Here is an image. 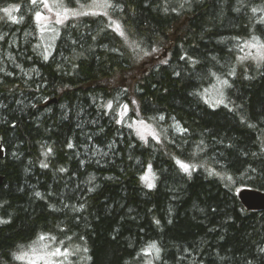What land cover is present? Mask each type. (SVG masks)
Returning <instances> with one entry per match:
<instances>
[{
  "label": "trees",
  "instance_id": "1",
  "mask_svg": "<svg viewBox=\"0 0 264 264\" xmlns=\"http://www.w3.org/2000/svg\"><path fill=\"white\" fill-rule=\"evenodd\" d=\"M56 1L88 14L45 48L31 0H0V264L41 236L70 264H264V210L238 196L264 191V58L231 46L264 45V0Z\"/></svg>",
  "mask_w": 264,
  "mask_h": 264
},
{
  "label": "rangeland",
  "instance_id": "2",
  "mask_svg": "<svg viewBox=\"0 0 264 264\" xmlns=\"http://www.w3.org/2000/svg\"><path fill=\"white\" fill-rule=\"evenodd\" d=\"M49 6L52 8V11H49L48 8L44 7V4L41 0H37L36 4L32 3V7L34 9V27L31 31L24 32V35H27V39L32 37L34 39H40V42L46 43L45 48L50 46L49 43H52L53 36L50 31L53 30L54 27L62 25L66 23L70 18L76 16L73 15L72 12H77L75 10H68L67 17L64 18V10L61 6V3L56 0H48ZM102 4L98 7L92 9L93 13H103L105 9L101 7ZM41 13L43 19L37 20L36 13ZM57 12L60 13V16L57 15ZM57 19H60L62 22L57 23ZM120 25L117 21H112V26L116 29V25ZM120 30L121 26H120ZM48 44V45H47ZM253 45H256L253 47ZM231 46L235 48H245L246 52L250 54L255 60L260 61L264 58V45L259 44L257 41H251L241 46V43L235 42L232 43ZM148 57H157L154 61V64L158 62H162L163 60V50L152 52V54L148 55ZM141 63V62H140ZM143 65V64H142ZM19 67V66H18ZM20 68V67H19ZM143 70L144 67L141 66ZM120 77H117L116 80H119ZM222 83L210 84L204 87L202 96L204 97V101L207 105L211 107H218L221 104L222 98ZM129 108L123 107L120 109V112L117 116V120L120 124L125 126L126 131L130 136H135L136 138L144 141L145 143L150 142L153 146L154 144L160 140L158 131L151 123H148L141 119H130L128 118ZM125 124V125H124ZM145 184L148 186L149 184L154 185V174L152 169L149 168L144 176ZM149 187V186H148ZM59 247L55 246V243L52 240L44 238L43 240L37 241L34 246L25 252L21 258H23L24 264H70L72 262L71 254L69 251L61 250V252L65 253V255L60 256H50L49 253L55 251ZM43 257V258H42Z\"/></svg>",
  "mask_w": 264,
  "mask_h": 264
},
{
  "label": "snow or ice",
  "instance_id": "3",
  "mask_svg": "<svg viewBox=\"0 0 264 264\" xmlns=\"http://www.w3.org/2000/svg\"><path fill=\"white\" fill-rule=\"evenodd\" d=\"M31 2H32L33 4H36V3H37V0H31ZM41 2L44 4V7H45V8H48L49 11H52V8H51V7L49 6V4H48V0H41ZM97 3H98V0H94V5H93V6H97ZM102 6H103L104 8L109 7V4L107 3V0H103V4H102ZM17 10H18V9H17ZM3 11H4L6 14H8V15L10 16V18H12L13 21L15 22V17H11V10H10V9L5 8V9H3ZM253 11H256V9H253ZM67 14H68V10L65 9V10H64V18L67 17ZM72 14H73V15H80V14H82V15H87L88 13H84V12H79V13H77V12H72ZM93 14H95V13H93ZM57 15L60 16V13L57 12ZM36 19H37L38 21L41 20V19H43V17L41 16V13H39V12L36 13ZM56 22H57V23H60V22H62V21H61L60 19H57ZM116 30L119 32V34H120L121 36H124V35H125V33H124L123 31L120 30V25H118V24L116 25ZM255 46H256V45H253V47H255ZM153 51H155V49H154ZM165 63H166V61H165ZM224 83H227V82L225 81ZM109 106H110V105H109ZM125 107H126V106H125ZM68 146H69V147H72L71 144H69ZM181 167H182L185 171H187L189 166H188V165H184V164H182ZM148 186H149V187H152V184H149ZM36 195L39 196L40 193H36ZM0 222H3V221H0ZM40 239L43 240L44 237L41 236ZM153 247H154V245H153ZM49 255H50V256H60V255H65V253L61 252V250H60L59 248H57V249H55V251L50 252ZM18 258H19V257H18ZM42 258H43V257H42Z\"/></svg>",
  "mask_w": 264,
  "mask_h": 264
},
{
  "label": "water",
  "instance_id": "4",
  "mask_svg": "<svg viewBox=\"0 0 264 264\" xmlns=\"http://www.w3.org/2000/svg\"><path fill=\"white\" fill-rule=\"evenodd\" d=\"M4 149L0 144V159L4 157ZM4 176L0 174V186L3 184ZM242 204L249 210H264V191L252 188H243L238 192Z\"/></svg>",
  "mask_w": 264,
  "mask_h": 264
},
{
  "label": "bare ground",
  "instance_id": "5",
  "mask_svg": "<svg viewBox=\"0 0 264 264\" xmlns=\"http://www.w3.org/2000/svg\"><path fill=\"white\" fill-rule=\"evenodd\" d=\"M240 191V190H239ZM242 203V202H241ZM257 211H261V210H257Z\"/></svg>",
  "mask_w": 264,
  "mask_h": 264
}]
</instances>
